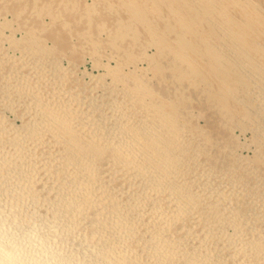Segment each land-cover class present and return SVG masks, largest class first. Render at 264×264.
I'll list each match as a JSON object with an SVG mask.
<instances>
[{
	"label": "bare ground",
	"instance_id": "obj_1",
	"mask_svg": "<svg viewBox=\"0 0 264 264\" xmlns=\"http://www.w3.org/2000/svg\"><path fill=\"white\" fill-rule=\"evenodd\" d=\"M0 264H264V0H0Z\"/></svg>",
	"mask_w": 264,
	"mask_h": 264
},
{
	"label": "rangeland",
	"instance_id": "obj_2",
	"mask_svg": "<svg viewBox=\"0 0 264 264\" xmlns=\"http://www.w3.org/2000/svg\"><path fill=\"white\" fill-rule=\"evenodd\" d=\"M87 65H88V66H87ZM87 65L85 66V67H86V68H85L86 71L89 72V73L93 72V71H92V65H91V64H87Z\"/></svg>",
	"mask_w": 264,
	"mask_h": 264
}]
</instances>
